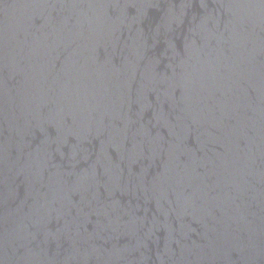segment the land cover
Masks as SVG:
<instances>
[{
    "label": "water",
    "instance_id": "obj_1",
    "mask_svg": "<svg viewBox=\"0 0 264 264\" xmlns=\"http://www.w3.org/2000/svg\"><path fill=\"white\" fill-rule=\"evenodd\" d=\"M0 264H264V0H0Z\"/></svg>",
    "mask_w": 264,
    "mask_h": 264
}]
</instances>
